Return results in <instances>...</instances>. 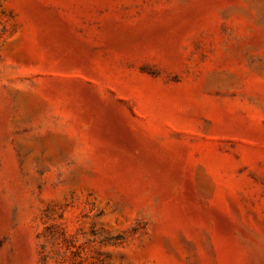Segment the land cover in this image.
<instances>
[{
	"label": "rangeland",
	"instance_id": "1",
	"mask_svg": "<svg viewBox=\"0 0 264 264\" xmlns=\"http://www.w3.org/2000/svg\"><path fill=\"white\" fill-rule=\"evenodd\" d=\"M0 264H264V0H0Z\"/></svg>",
	"mask_w": 264,
	"mask_h": 264
}]
</instances>
